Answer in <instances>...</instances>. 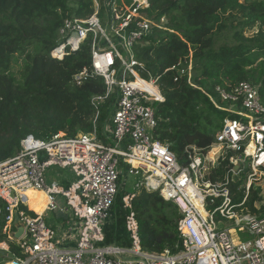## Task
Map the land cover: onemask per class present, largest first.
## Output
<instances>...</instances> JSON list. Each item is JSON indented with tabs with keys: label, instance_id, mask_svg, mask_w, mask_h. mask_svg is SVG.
Instances as JSON below:
<instances>
[{
	"label": "built area",
	"instance_id": "1",
	"mask_svg": "<svg viewBox=\"0 0 264 264\" xmlns=\"http://www.w3.org/2000/svg\"><path fill=\"white\" fill-rule=\"evenodd\" d=\"M149 6L148 0H93L90 15L64 20L51 56L64 59L89 42L91 67L75 74L73 80L81 85L89 78L102 77L106 90L91 98L96 112L90 131L74 136L64 131L45 137L29 134L17 155L0 163V201L5 203L0 207V220L6 212L10 236L16 231L15 222L25 224L24 234L16 240L24 255L14 254L1 264H264V216L245 209L251 185L264 177V105L259 88L249 81L229 91L217 87L221 99L230 103L227 110L237 117L224 118L210 147L187 146L181 160L169 144L153 136L155 103L164 96L158 77L141 75L143 63L135 52L138 42L159 29L169 30L166 17L155 20L144 12ZM105 105L107 117L102 124ZM229 152L233 174L248 169L240 203L234 202L228 178L225 182L210 178L212 169ZM53 166L70 168L78 179L68 186L50 183L47 174ZM129 176L135 177L134 188L123 202L130 209L126 227L131 246L104 244V227ZM29 189L45 193V210L66 214L72 209L79 226L74 247L61 246L55 228L43 215L28 214ZM140 189L158 191L178 206L182 214L180 250L142 249L132 209ZM218 217L230 225L218 228ZM238 231H248L252 238L241 241ZM0 248L10 251L6 242Z\"/></svg>",
	"mask_w": 264,
	"mask_h": 264
},
{
	"label": "trees",
	"instance_id": "2",
	"mask_svg": "<svg viewBox=\"0 0 264 264\" xmlns=\"http://www.w3.org/2000/svg\"><path fill=\"white\" fill-rule=\"evenodd\" d=\"M148 1L150 6L144 12L155 20L166 17L169 28L159 29L135 45L143 63L141 75L158 77L164 96L155 103L153 136L184 160L187 146L210 147L224 118L237 117L227 110L230 103L221 99L217 87L229 91L241 81H249L258 86L264 105V0ZM92 12L93 0H0V163L16 156L29 134L45 137L64 131L74 136L92 129L96 109L91 98L105 92L104 80L92 77L81 85L73 80L75 74L91 67L90 43H83L64 59L51 56L64 20ZM255 26L258 30L247 35ZM20 60L17 74L13 69ZM105 117L106 105L102 124ZM232 155L229 152L212 169L210 178L218 182L228 178L234 202L240 203L248 169L233 174ZM262 186L257 182L251 185L245 205L246 211L258 216H264ZM124 195L119 190L111 219L104 227V244L131 246L126 227L130 209L124 207ZM4 205L0 201V207ZM132 209L143 250H180L182 214L173 201L158 191L140 189ZM27 212L36 216L33 210ZM5 216L6 212L0 220V243L7 242L11 252L23 256L7 231Z\"/></svg>",
	"mask_w": 264,
	"mask_h": 264
},
{
	"label": "rangeland",
	"instance_id": "3",
	"mask_svg": "<svg viewBox=\"0 0 264 264\" xmlns=\"http://www.w3.org/2000/svg\"><path fill=\"white\" fill-rule=\"evenodd\" d=\"M101 17L105 18V16H103V15ZM105 22H106V18H105V21L103 22L104 25H105ZM257 30H258V26H255L254 28H252L250 30H247V35H252ZM121 51L125 54V51L123 49H121ZM21 63L22 62L20 60V62L15 64V66H14L13 70L17 74L21 70V67H22ZM188 68L190 69V73H191L192 68H193L192 62L189 63ZM62 172H63V175H62ZM53 173H56L58 178L62 175V179H65V180H61L60 184H63L65 186H68L73 181H76L78 179V177L75 175V173L72 170H70V168H60V167H55V166L49 168V171H48V174H47L48 180H50V177H51V180H55L57 178L55 175H53ZM255 182H257L259 184H262L263 185L262 186L263 187V191H264V179H261V180L255 181ZM134 183H135V177L129 176L128 179H127V183H125L124 186H122L121 189H120L121 190V194L124 195V193L126 194L129 190H133ZM64 201L65 200L62 199V203L63 204H64ZM245 209H246V206H245ZM55 211L56 210H54V211L50 210V211L44 212L43 213L44 214L43 218L45 219V221L47 222L48 225H50V226L55 228L56 234H57L56 235L57 239L61 240L63 233L67 229H69V227H71L74 231H78L79 230V226L72 222V220H73L72 218L68 221L64 217H59ZM72 213H73L72 209H69L66 214L68 215V217H71ZM219 218L220 217L217 218V221H218L217 222V226H218V228L222 229V228L227 227V226L230 225V221L225 220V219H222V221H219ZM50 221H52V223ZM74 225H76L75 227H77V229L72 227ZM237 237H238L239 240L245 241V240L251 239L252 235L248 231H238ZM4 242L5 241L0 243V245L4 246ZM62 243H63V241L61 240V244ZM16 244H17V241H16ZM2 262H3V259H2L1 255H0V264Z\"/></svg>",
	"mask_w": 264,
	"mask_h": 264
},
{
	"label": "crops",
	"instance_id": "4",
	"mask_svg": "<svg viewBox=\"0 0 264 264\" xmlns=\"http://www.w3.org/2000/svg\"><path fill=\"white\" fill-rule=\"evenodd\" d=\"M53 175H55L57 178L55 180H51V177H50V180H49L50 183H52V181H58L60 183L61 180H65V179H62L63 172L59 178H58L56 173H53ZM40 192H42V191H40ZM40 192H31L27 195V197L25 199L27 205L31 208L30 210H33L36 213V215L37 214L44 215L43 214L44 212L50 211V210H45L46 209V200L44 199L43 194ZM55 212L57 213V215L59 217H64L68 221L72 218L73 219L72 222L74 224L78 225V222L74 217H72V216L68 217L67 214H64L60 211H55ZM50 222L52 223V221H50ZM76 225H74L72 227L77 229V227H75ZM77 235H78V231H74L71 227H69V229H67L62 235L61 240L63 241V243L61 244V246L66 247V248L74 247L76 245ZM0 255H1L3 260L8 258L5 255H2V254H0Z\"/></svg>",
	"mask_w": 264,
	"mask_h": 264
},
{
	"label": "water",
	"instance_id": "5",
	"mask_svg": "<svg viewBox=\"0 0 264 264\" xmlns=\"http://www.w3.org/2000/svg\"><path fill=\"white\" fill-rule=\"evenodd\" d=\"M180 73V72H179ZM239 165H236V169H238ZM16 231L11 233V237L15 240L19 239L25 232V224L21 221L15 222ZM0 254L5 255L9 258H12L14 256V253L9 251L5 248H0Z\"/></svg>",
	"mask_w": 264,
	"mask_h": 264
},
{
	"label": "bare ground",
	"instance_id": "6",
	"mask_svg": "<svg viewBox=\"0 0 264 264\" xmlns=\"http://www.w3.org/2000/svg\"><path fill=\"white\" fill-rule=\"evenodd\" d=\"M148 86H149L151 89L155 90V88L152 86L151 83H149ZM31 192H40V191H36V190L29 189V190L26 191V195H28V194L31 193ZM40 193L43 194V197H44V199L46 200V204H47V198H46L45 194H44L43 192H40ZM80 207H81V206L79 205V208H80Z\"/></svg>",
	"mask_w": 264,
	"mask_h": 264
}]
</instances>
